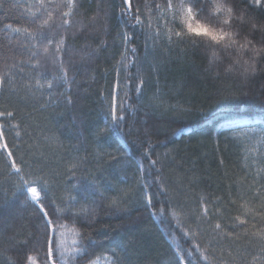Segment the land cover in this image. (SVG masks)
Returning a JSON list of instances; mask_svg holds the SVG:
<instances>
[{
	"label": "trees",
	"instance_id": "trees-1",
	"mask_svg": "<svg viewBox=\"0 0 264 264\" xmlns=\"http://www.w3.org/2000/svg\"><path fill=\"white\" fill-rule=\"evenodd\" d=\"M59 2L53 0V5ZM74 2L79 4L74 23L66 33L61 30L68 49L63 59L72 62L67 75L73 82L49 92L47 80L55 75V69L49 68L47 80L40 81L44 87L38 91L33 92L36 79H24L21 74L0 86V111L13 112L9 123L20 125V138L14 140L12 132L9 140L18 146L17 157L46 178L51 210L61 201L63 207L71 208L57 232L61 251L87 250L95 264H112L113 259L118 264H167L169 245L176 251L178 245L188 244L176 232L168 235L176 223L171 212L167 216L151 213L169 203L194 208L200 197L213 202L220 197L227 205L236 198L240 183L256 176L248 165L241 166L247 125L233 127L232 123L256 120L250 127L264 129V61L247 75L241 74L242 69L228 73L227 60L214 62L216 70L205 73L211 50L205 52L198 41L206 43L207 39L190 36L181 19L169 26L189 36L187 45L169 49L166 35L165 43L150 38V17L142 5L151 0H137L132 9L135 13L136 7L141 8L142 24L123 14L126 6L122 0ZM249 3L239 0V7L247 9ZM34 5L35 0H0V75L6 70L3 54L15 56L17 61L27 59V54H18L23 51L19 45L25 40L23 30L29 28L30 13L37 11ZM193 5L197 6V0ZM249 14L261 20L264 9L250 8ZM199 21L208 23L203 17ZM5 25L21 32L9 29L6 33ZM151 31L155 32L154 21ZM124 33L130 38L126 45L120 38ZM125 50L128 68L126 72L120 69L117 76L116 61ZM177 58L184 60L174 61ZM239 76L248 82L244 91ZM118 79L123 88L120 98L125 91L128 95L125 111L118 113L124 120L115 125L110 105ZM136 85H141L143 93L136 91ZM2 123L4 118H0ZM182 131L188 133L177 137ZM157 158L160 162L152 170L153 177L144 178L151 183L158 175L156 169H162L167 191L156 197V208H149L139 192L140 166L146 168L149 160ZM72 163L78 165L74 175L69 171ZM156 191L154 186L149 194ZM23 200L0 177V264H14L26 255H32L35 264H43V252L29 251L32 245L28 241L37 238L38 221ZM81 208L86 212L81 213ZM81 232L84 239L77 235ZM9 237L11 242L4 243ZM258 255V249L249 248L246 258L251 262ZM62 264H74L70 252Z\"/></svg>",
	"mask_w": 264,
	"mask_h": 264
},
{
	"label": "snow or ice",
	"instance_id": "snow-or-ice-1",
	"mask_svg": "<svg viewBox=\"0 0 264 264\" xmlns=\"http://www.w3.org/2000/svg\"><path fill=\"white\" fill-rule=\"evenodd\" d=\"M136 3L137 0H122V4L126 6L123 8V14L128 15L130 20H135L136 24H142L141 8L138 6L135 13L132 12ZM34 6L37 11L30 13L32 19L29 22V28L33 30L29 31V28L23 30L25 40L19 45L23 51L18 54L21 56L27 54V59L17 61L15 56L3 54L2 60L6 70L0 75V86L11 82V77L21 74L24 79H36V88L33 92L38 91L44 87L40 81L47 80V71L52 68L55 69V75L53 79L47 80V90L51 92L57 86L73 82L67 75L72 69V62L63 59L68 49L65 35L61 34V30L66 33L72 27L73 17L79 12V4L74 0H60L55 5L53 0H35ZM142 7L148 10L150 20L147 27L154 43L157 40L165 43L166 35L169 49L172 45H187L189 36H186L183 30L176 31L174 27L169 26L174 25L177 19H181L190 36L204 37L211 42L207 46L200 45V47L205 52L211 50L212 62L228 61L227 72L242 69V75L255 73L260 62L264 61V18L256 20L249 14L250 8L264 9V0H250L247 9L239 7V0H197V6L193 5V0H151V3H145ZM201 12L207 13L204 19H217L222 27L216 28L209 26L208 23H201L199 21ZM153 21L154 33L151 31ZM4 29L6 33L9 29L15 33L21 32L20 28H13L11 25H5ZM257 34L259 39L256 38ZM120 38L125 45L130 43L127 33L122 34ZM7 47L12 50L11 44ZM192 47H196V44L193 43ZM131 51L134 53L136 50ZM127 59L128 51L125 50L121 53V60L116 61L117 76L120 69L127 71L128 64L125 63ZM9 60L12 61L11 64H8ZM121 84L122 81L118 79L111 92L110 117L115 125H119L124 120V115L118 113L125 111L124 99L128 95L125 91L124 98H120V92L123 91ZM136 91L143 93L141 85H136ZM118 99H120L119 105ZM0 118H4V123L0 124V177L3 178V182L10 183L13 189L19 191L24 197L21 203L32 209V214L38 221L37 238L28 241L32 245L29 251L43 252V264H62L66 252L72 254L74 264H95L87 250L69 248L61 251L62 246L58 241L57 232L64 226L61 224L62 217L69 218L66 213L70 212L71 208L63 207L64 202L61 201L56 210H51L45 190L46 178L43 175H36L26 160L17 157L18 146L14 140L20 138V131L17 130L20 125L9 123L14 119V113L0 111ZM12 132H15V138L10 142L9 136ZM244 135L257 139L261 147L256 151L261 163L264 164V129L259 132L249 131ZM236 139L239 140V137ZM248 151L251 152L252 149ZM144 156L148 157L149 153L146 151ZM159 162L157 158L149 160L146 168L140 166L142 178L138 181L139 192L145 206L149 208H156L154 203L156 197L167 191V185L161 174L162 169H156L158 175H155L151 183L144 178L153 177L152 170ZM77 167L76 163H72L69 171L74 175ZM262 180H264V167L257 168L256 176L249 182L240 183L236 198L227 205L220 197H216L215 202L200 197L195 202L194 208L186 204L169 203L151 213L155 216H167L171 212L172 219L176 223L171 225V232L168 235L176 232L184 238L185 244H188L187 247L178 245L176 251H173L169 245L167 264H264ZM154 186L157 187V191L149 194ZM79 211L86 212L83 208ZM233 211L235 215L231 214ZM77 235L82 239L85 238L82 232ZM11 240L12 238L9 237L4 243H10ZM188 241L191 243L189 244ZM249 248L259 250V255L254 256L251 262L246 258ZM36 258L38 259L39 256ZM14 264H35V260L32 255H26L17 258ZM112 264H118V261L113 259Z\"/></svg>",
	"mask_w": 264,
	"mask_h": 264
},
{
	"label": "rangeland",
	"instance_id": "rangeland-1",
	"mask_svg": "<svg viewBox=\"0 0 264 264\" xmlns=\"http://www.w3.org/2000/svg\"><path fill=\"white\" fill-rule=\"evenodd\" d=\"M204 56H205V58H208V56H210V55H203V57ZM168 58L169 57L167 56V59ZM210 58L211 59H209V61H208V65H207V69H206L205 73H211V72H214L216 70V64L214 62H212V57H210ZM183 60H184L183 58L174 59V61H178V62L179 61L182 62ZM190 65L192 68V66H194V63L190 64ZM230 74H233V73H230ZM238 78H239V81L242 83L239 87L242 91H244L246 89V87L249 86L248 82H246L245 76L244 77L239 76ZM166 108H167L166 111H168L169 107H166ZM170 109H172V108H170ZM256 122H257L256 120H250L246 123L247 124H254ZM254 131L259 132L260 130L256 129ZM260 147L261 146L257 142V139L247 137L246 142H245L243 149L241 151L242 152L241 153V156H242L241 166H242V163L244 165H248L255 175H256V169L257 168L264 167V164L261 163L260 156H259L258 152L256 151L257 149H260ZM248 149H252V151L250 152V151H248ZM253 159H255V163H253ZM242 169L244 170V167H242Z\"/></svg>",
	"mask_w": 264,
	"mask_h": 264
},
{
	"label": "clouds",
	"instance_id": "clouds-1",
	"mask_svg": "<svg viewBox=\"0 0 264 264\" xmlns=\"http://www.w3.org/2000/svg\"><path fill=\"white\" fill-rule=\"evenodd\" d=\"M201 17H207V13L206 12H201L200 13ZM209 25H211L212 27H216V28H221L222 25L220 24L219 20L214 19V18H207L205 19ZM177 27H179V25H177ZM200 43L201 46H207L209 45L211 42L207 40V42L205 43V41L201 40L198 41Z\"/></svg>",
	"mask_w": 264,
	"mask_h": 264
},
{
	"label": "bare ground",
	"instance_id": "bare-ground-1",
	"mask_svg": "<svg viewBox=\"0 0 264 264\" xmlns=\"http://www.w3.org/2000/svg\"><path fill=\"white\" fill-rule=\"evenodd\" d=\"M186 133H188V132H179V133H177L178 135H177V137H179V135H184V134H186Z\"/></svg>",
	"mask_w": 264,
	"mask_h": 264
}]
</instances>
